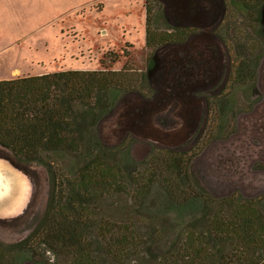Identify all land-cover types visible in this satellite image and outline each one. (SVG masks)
I'll return each mask as SVG.
<instances>
[{
  "label": "trees",
  "instance_id": "16d2710c",
  "mask_svg": "<svg viewBox=\"0 0 264 264\" xmlns=\"http://www.w3.org/2000/svg\"><path fill=\"white\" fill-rule=\"evenodd\" d=\"M228 2L236 14L253 18L256 36L264 43V0ZM162 6L160 0L146 1V48L150 53L144 72L127 64L120 71L66 70L0 81V155L29 175L42 167L51 180L46 210L33 231L16 243L0 241V264H158L167 256L173 260L170 264H264V198L246 199L237 191L218 199L193 172L194 160L208 144L198 153L191 152L209 129L210 115L215 114L217 122L211 141L236 132L235 127L225 133L226 125L231 119L236 123L239 115L235 116V94H224L227 85L209 96L200 92L187 95L195 100L204 98L207 103V112L201 117L204 124L195 133V146L188 150L153 147L138 162L132 155L131 137L114 147L106 146L100 138V122L127 94L144 88L152 93L159 70L157 52L168 45H184L198 33L172 26ZM227 7L225 3L214 34L228 52L224 36L229 26ZM262 58L253 63L242 61L235 70L234 87L248 86L250 98L259 96ZM118 61L116 55L113 62ZM179 61L185 63L186 71L193 68L190 62L195 66V58L186 53ZM230 64L232 70L231 60ZM198 85L195 78L190 83ZM186 86L189 83L177 85L175 95ZM139 168L143 170L130 175L132 169ZM112 198L125 200L130 219L115 220L110 215L114 206L106 201ZM182 204L188 209L186 214ZM201 219L206 220V230L199 225ZM170 222L179 228L191 225L195 230L184 233L173 253L154 259L155 245L172 234L170 225H164ZM157 224L163 225L156 232Z\"/></svg>",
  "mask_w": 264,
  "mask_h": 264
},
{
  "label": "rangeland",
  "instance_id": "374dc122",
  "mask_svg": "<svg viewBox=\"0 0 264 264\" xmlns=\"http://www.w3.org/2000/svg\"><path fill=\"white\" fill-rule=\"evenodd\" d=\"M223 1L228 6L226 21L229 26L224 36L229 55L219 43L200 38L195 42V66L190 62L191 71L184 70L182 63L179 66V58L182 59L187 51L189 57H194L192 51H178L176 60L175 52L157 54L159 70L152 83V93L144 88L138 93L127 94L116 110L101 122V137L112 146L131 137L134 140L132 155L138 162H142L153 147L188 150L195 146L198 138L195 135L197 121L188 122L190 118L185 117L188 105L200 107L202 113L206 107L204 100L194 102L187 95L193 97L191 92L199 89L202 95L209 96L227 85L224 94H235V116L239 115L236 123L231 119L226 125L225 133L235 127L236 132L229 138L211 141L217 122L215 114L210 115L209 129L191 152V155L198 153L208 144L194 160L193 172L203 187L218 199L230 197L237 191L246 199H260L264 198V43L256 36L258 27L253 18L236 14L230 2ZM160 3L164 10L168 8L167 0H160ZM182 16L181 12H176L173 18L180 24L185 20ZM173 18L169 23L176 26ZM145 25L146 0H0V81L66 70L120 71L127 64L130 69L144 72L150 53L143 36ZM73 27L78 29V35L68 32ZM104 29L109 31L107 35ZM126 38L140 42L136 41V48L132 49L126 46ZM204 52L206 57L202 58ZM116 55L119 61L114 63ZM262 56L257 83L259 96L252 99L248 86L234 87L235 70L240 62L253 63ZM194 78L199 85L193 88L190 83ZM185 82L189 86L178 90L182 104L174 97L177 96L174 88ZM183 94L186 95L183 97ZM156 99L158 102L154 101ZM191 110L195 115V109ZM222 110L224 114L225 104ZM203 123L204 120L200 121L198 129ZM0 159L6 158L0 155ZM65 164L68 168L71 162ZM141 170L143 168L132 169L130 175L134 177ZM27 178L30 192L25 209L13 217H0V241L7 244L26 238L47 207L51 180L46 170L34 168ZM107 204L116 208L110 209L115 220L131 218L124 199L112 198ZM180 208L183 214L187 213L184 204ZM199 223L206 230V220L201 219ZM162 225L157 224L155 231ZM164 225H170L172 234L162 244L155 245L154 259L173 253L181 245L184 233L190 228L195 230L187 224L182 228L173 222ZM147 227L148 222L145 230L143 227L144 232ZM171 261L167 256L158 264Z\"/></svg>",
  "mask_w": 264,
  "mask_h": 264
},
{
  "label": "water",
  "instance_id": "95a60500",
  "mask_svg": "<svg viewBox=\"0 0 264 264\" xmlns=\"http://www.w3.org/2000/svg\"><path fill=\"white\" fill-rule=\"evenodd\" d=\"M174 1H177V3H174ZM167 2H168V6L169 7L171 6L173 10L177 9L179 4H182L181 8H182V11L184 13L183 17L189 21V24H184L183 26H190L191 23L195 21V15H190L191 8L189 6L190 4L195 5V0H167ZM201 3L205 4L203 1H201ZM174 12L176 13V11H174ZM213 13L215 14V16H213L209 13H200L201 17L199 18V21L202 22V25H198V26L202 29L201 34L191 36L189 38V40L187 41V43L184 45H180V46H177L174 48H162L161 50H159L157 52V54H161L162 52L165 54L175 52L176 56H177L178 55L177 53L180 50L181 51L190 50V51H192V53L194 54V57H195V49H196L195 48V42H198L199 38L202 39L203 41H208V42L210 41L213 44L219 43L224 48V50L227 52V49H226L224 43L221 41V39L219 37H217L214 34L215 30L217 29V27L219 26V24L221 23V21L223 19L224 12L221 13L219 5L216 4ZM198 26H196V27H198ZM204 53L206 54V52H204ZM186 54H189L188 51L186 52ZM176 58L177 57H175V60H176ZM172 59L174 60V56H172ZM229 64H230V61H229ZM184 66H185V63H183V69H184ZM162 72H164V70H162ZM221 88L218 92L221 91ZM174 91H175V88H174ZM198 91L199 90L197 89L191 93L193 95L194 92H198ZM174 97L181 100L180 94H177V96H174ZM191 100H193L194 102L196 101L198 103H200L201 100H204L205 107H206L205 108V114H206L207 103H206V100L204 98H202V99L197 98L195 100V98L191 97ZM154 101L158 102L157 99ZM181 102H182V100H181ZM119 104L117 105V107L119 106ZM182 104H183V102H182ZM116 108L113 110V112L116 110ZM187 109L188 110H186L187 114L185 117H186V119L190 118V120H188V122H193L194 119H195V121H197V125H198V126L196 125L197 126L196 131H197L199 124H200V121H201V117H202L204 112L203 113L201 112L200 107L191 108V105H188ZM191 109H195V115L192 113L193 110H191ZM111 114H109L107 117H109ZM107 117H105V118H107ZM101 122H100V124H101ZM100 124H99V134H100V138L102 140L101 131H100ZM196 131H195V133H196ZM102 142L106 146H109V147L118 146L122 143L121 142L118 145L112 146V145L106 144L103 140H102ZM163 149H170V148H164L163 147ZM172 149H177V148H171V150ZM29 192H30V183H29V180L27 178V174L24 173L23 171H21L20 169L16 168L7 159H0V217H13V216L18 215L20 212H22L27 205Z\"/></svg>",
  "mask_w": 264,
  "mask_h": 264
},
{
  "label": "crops",
  "instance_id": "0c3cea01",
  "mask_svg": "<svg viewBox=\"0 0 264 264\" xmlns=\"http://www.w3.org/2000/svg\"><path fill=\"white\" fill-rule=\"evenodd\" d=\"M201 1H203L205 4H202ZM216 4L219 5L220 11H221V13H223L224 10H225V4H224L223 0H198L197 2H195V5H191L190 4L189 5L190 8H191L190 15H195V21L192 22L190 26H183L184 24H189V21L187 19H185V18H183V19H185L184 22H180V24L177 21V19L173 18L176 13L174 12L175 10H173L171 6L170 7L168 6V8L165 10V12H166V14H167V16L169 18H173V22L175 23V25L183 27V28H192L194 30L196 29L198 33L192 35V36H195V35H198V34L202 33V29L199 26L198 27L195 26V24L202 25V22L199 21V18L201 17L200 13H209V14L215 16V14L213 12H214V8H215ZM180 7H181V5L178 6L176 12H181V14L184 15L183 11H179ZM145 26H146V28H145V31L143 33V36H144L145 43L147 44V11H146V25ZM104 31H105L104 32L105 35H107L108 32H109L107 29H104ZM68 32H73L76 35L79 34V31H78V29L76 27H73V28L69 29ZM138 33H139V35L141 34V32H138ZM136 41L138 42L139 39H137ZM136 41L133 38H130V39L126 40L125 44H126V46L127 45L133 46V48L135 49L136 47L134 46V44H136ZM177 46H180V45H168V46L163 47V48H174V47H177ZM205 57H206V54H204L202 56V58H205Z\"/></svg>",
  "mask_w": 264,
  "mask_h": 264
}]
</instances>
